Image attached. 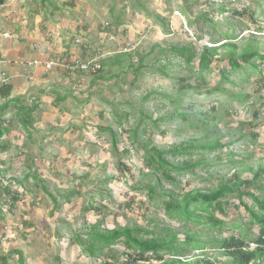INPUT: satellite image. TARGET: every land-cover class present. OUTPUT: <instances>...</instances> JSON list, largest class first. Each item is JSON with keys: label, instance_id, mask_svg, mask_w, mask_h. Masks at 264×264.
Masks as SVG:
<instances>
[{"label": "rangeland", "instance_id": "rangeland-1", "mask_svg": "<svg viewBox=\"0 0 264 264\" xmlns=\"http://www.w3.org/2000/svg\"><path fill=\"white\" fill-rule=\"evenodd\" d=\"M50 1L66 13L71 23L63 24L64 29L58 28L55 34L67 39L64 41L77 40L78 49L66 57L60 47L41 48V58L30 63H37L33 66L41 69L37 74L11 56L9 67L0 64V83L3 72L10 77L17 75L11 80L9 99H18V106L36 107L33 127L26 132L12 103L3 117L11 121V127L2 138L10 146L0 153V171H5L4 175L0 173V186L18 194V202L12 207L8 204L10 196H0V252L5 251L7 264H18L14 250L22 253L23 264H125L131 251L121 244L96 259L87 257L74 242L75 236L85 241L88 227L97 223L101 231L144 229L150 233L146 238L168 232L183 241L185 234L191 233L205 243L208 258L227 261L210 251L208 245L212 239L228 237L231 231L222 230L219 235L201 225L172 221L165 215L159 195L160 188L177 197L206 191L235 173L249 180L258 168L264 169V60L250 61L256 69L252 63L239 60L247 49L264 55V0H131V11L123 8L126 0ZM36 2L43 6L42 1ZM77 4L78 12H73ZM31 10L25 17H30ZM119 13H123L121 24L114 27ZM225 35L234 38L240 66L234 72H230L226 59L227 49L219 50L221 61L213 63L201 81L195 79L179 55L170 51L190 49V67L195 71L202 48L224 40ZM13 42L15 37L1 40V51ZM82 43L89 48L83 58ZM131 44L146 55L145 68L136 81L126 68L112 67V76L105 71V79L94 84L88 75L65 76L61 69L45 68L48 54L58 61L62 57L92 59L98 53L103 61L121 49H131ZM222 70L231 74L229 82L220 84ZM42 72L47 73V79ZM167 97L180 99L172 104ZM3 103L0 98V105ZM137 125L132 145L129 137ZM143 127L144 135L140 133ZM216 138L223 145L241 140L219 152L196 154L191 162L203 158L209 167L172 173L173 182L153 175L143 165L141 147L147 139L159 151H167L191 140L200 145ZM167 159L173 165L188 160ZM260 178L264 183V175ZM157 183L161 186L148 198L146 188ZM222 201L226 215L216 213V219L228 225L247 223L237 199L230 196ZM243 201L251 205L249 198ZM89 206L97 210L84 213ZM248 234L257 236L258 229L252 227ZM196 253L188 252L189 257L198 256Z\"/></svg>", "mask_w": 264, "mask_h": 264}, {"label": "trees", "instance_id": "trees-1", "mask_svg": "<svg viewBox=\"0 0 264 264\" xmlns=\"http://www.w3.org/2000/svg\"><path fill=\"white\" fill-rule=\"evenodd\" d=\"M4 3V0H0V5ZM242 16L239 13H235ZM156 21L163 23V20L156 17ZM121 24L120 17L115 18L112 25L114 27H119ZM162 27V26H161ZM108 32L110 29H106ZM224 40L219 42L211 43L210 47H203L198 55L197 69L194 71L190 67L192 63L193 56L190 49L187 47L175 49L171 48V53L179 55L182 58L186 67L190 70L195 79L203 80V75L210 70L213 63L220 62L219 50L227 49V62L230 67V72H234L240 69L238 61L235 57V46L232 44L234 38L231 36H224ZM77 41V40H76ZM75 40L73 43L75 45L79 44ZM82 45V44H81ZM80 45V46H81ZM133 44H131L132 46ZM81 57H84L85 51L89 50L88 47L82 45ZM38 47L35 46V51ZM47 53V50L43 51ZM163 51H161L162 53ZM92 59H82L97 60L100 68L94 73L84 72L76 70L73 73L63 72L65 76H79L88 75L93 77V84L97 81H102L105 79L103 74L105 71L112 76L110 68H126L131 70L134 75V81L142 74L145 68L144 61L146 55L139 53L137 48L131 49L129 52H117L114 57L101 61V56L98 53L93 54ZM55 58L51 54H48L47 59ZM252 59L264 60V55H258L256 49H247L243 54L239 56V60L243 64H251ZM34 62V61H33ZM27 68L33 66L32 64H27ZM251 67L256 69L254 63ZM58 70V69H56ZM224 70L220 71V84L223 82H229L228 77L231 74ZM3 77L0 83V98L4 100V103L0 105V153H4L9 148V144L2 141L4 135L8 134L9 127H11V121L6 122L3 119L6 110L9 108L10 103L14 105L16 110L15 116L19 121L20 127L23 131L31 129L34 124V118L32 113L35 106L32 107H22L18 106V99H9L10 93L12 92L11 78L2 73ZM163 76H165L163 74ZM189 87V86H187ZM182 89V87H180ZM58 99V98H57ZM168 101L172 104H177L179 97L173 99L167 97ZM247 97L243 99L245 102ZM182 118V115H177ZM256 116V114H255ZM256 118V117H255ZM120 122L118 121L117 124ZM156 123V122H155ZM154 125V124H153ZM250 126V124H247ZM137 127L131 131V144L134 145L136 140V134L138 130ZM107 130L111 136L113 135L110 129ZM141 134L146 133V128L143 127L140 130ZM255 139V135H251ZM241 139H236L229 142L228 144H221L218 138L213 141H204L202 144H197L195 140L188 141L186 144H180L178 146L172 147L167 151H159L156 147H153L147 139L141 150L143 151V165L146 169L151 170L153 175H159L162 180L166 182H173L170 174L188 172L196 167L206 168L209 167L206 161L202 158L198 161L191 162V158L196 154L205 152H219L223 147L229 146L234 142H239ZM131 145V146H132ZM27 157V155H25ZM170 157L173 161H176L179 157L187 158V161L181 162L180 164L173 165L168 161ZM228 164L233 165L232 161ZM125 170V169H124ZM4 175L5 171H0ZM261 175H264V169L258 168V170L252 174V178L241 179L238 173H235L229 179L221 180L220 183L214 189H208L206 191L196 190L192 192L179 195L178 197L172 191H164L161 189V194L159 195L162 199V205L165 215L168 219L172 221H183L187 225L192 227L204 226L209 231L216 232L217 234H222V230L231 231L232 234L228 237H220L219 239H212L209 242V250L212 252H217L220 256L225 258L227 261L221 262L218 260H213L205 255V243L197 241L198 239L194 234H185L183 241H177L176 236L171 233H166L162 237H150L145 236L150 235L144 229H130L127 227H118L113 230H100L99 223L88 227V232L85 236V241H81L79 237H74V242L81 248V251L90 258H103V251L107 250L110 252L111 248L121 244L126 250L131 251V255L127 257L125 264H262L264 262V183L261 182ZM27 178V177H26ZM160 183L156 186H148L146 188V195L148 198L152 197L156 187H160ZM6 194L10 196L9 206L12 207L16 202H18V194L12 192L9 188L0 186V196ZM232 197L239 201V204L244 209L245 215L247 217V223H231L226 224L223 221H219L215 218V214L219 213L225 216L224 205L228 197ZM249 198L251 200V205L244 203V199ZM95 211L97 209L91 206L83 209V212ZM1 215V210H0ZM2 217L0 216V219ZM191 227V228H192ZM256 227L258 229L257 236H250L248 234L249 229ZM195 229V228H192ZM236 233H233V232ZM197 252L198 256L189 257L188 252ZM202 254V255H201ZM168 257V258H167ZM112 258V256H111ZM193 258L195 261L193 262ZM0 262L6 263V259L1 257ZM108 264V263H104Z\"/></svg>", "mask_w": 264, "mask_h": 264}, {"label": "crops", "instance_id": "crops-1", "mask_svg": "<svg viewBox=\"0 0 264 264\" xmlns=\"http://www.w3.org/2000/svg\"><path fill=\"white\" fill-rule=\"evenodd\" d=\"M7 1L8 2L4 4V8L2 10V16L0 18V44H1V40H9L10 38L13 37H15V42L10 43L11 45L9 44L7 48L2 51L0 45L1 65L9 67V65L7 66V60L9 61L8 57L11 56L12 57L11 59H13L14 62L17 61V63L18 62L22 63L21 66H23V68L26 69L33 68L34 73L37 74L38 72H40L41 70L40 68H36L34 66H30V68H27L26 65L33 62L34 59L39 60L41 58L40 56L41 52L39 51L41 48L45 49L48 46L49 48L56 50L58 47H60V49H62V56H66V57H69L70 54H74V52L73 53L71 52L74 50L76 51L78 49V46L73 43V39L68 38L69 41H64L67 39L65 38L62 39L59 35L55 34L58 33L59 30L62 31L64 29L62 28L63 24L69 25L71 23L66 13H62L60 9H57V7H55L52 1L40 0L42 1L43 6H38L36 0H7ZM126 1L127 3L124 4L123 8H126L127 10L131 11V6H130L131 0H126ZM33 4H35V6L37 4V6L33 10H31L30 6ZM77 8H78V4L73 9V12H78L76 10ZM27 10H31L29 12L30 13L29 18L25 17V15H27ZM122 15L123 13H119L118 16L121 18ZM77 24L78 23L76 22V25ZM82 45L85 48L88 47L87 43H82ZM35 46L38 47L37 51H35ZM46 74H47L46 72L43 73L42 77L47 79ZM8 76L10 77V75ZM16 76L10 77L11 80ZM5 254H6L5 251H2L1 249L0 258L1 257L5 258L6 259L5 264H7L8 257ZM14 254L18 256L19 259L18 264H23V259L22 261L20 259L22 257V253H20L19 251L15 252L14 250ZM0 264L3 263L0 262Z\"/></svg>", "mask_w": 264, "mask_h": 264}, {"label": "built area", "instance_id": "built-area-1", "mask_svg": "<svg viewBox=\"0 0 264 264\" xmlns=\"http://www.w3.org/2000/svg\"><path fill=\"white\" fill-rule=\"evenodd\" d=\"M5 2H6V0H4V3L0 5V18L2 16V10L4 8ZM131 47L133 48L134 46L132 45ZM129 48L121 49L120 53L121 52H129V51H131L132 48L131 49H129ZM47 58L48 57L45 58V62H46L45 68H48V70L61 69L62 72H66L67 71L69 73H73L76 70H80V71H84V72H92V73H94L96 70H98L100 68L97 60H88V61L80 60V59L68 60V59H63V57H62L58 61H55L56 57L53 58V60L52 59H47ZM33 64H37V63H33Z\"/></svg>", "mask_w": 264, "mask_h": 264}]
</instances>
